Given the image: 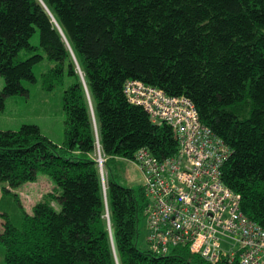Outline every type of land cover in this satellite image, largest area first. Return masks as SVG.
Segmentation results:
<instances>
[{
	"label": "trees",
	"instance_id": "16d2710c",
	"mask_svg": "<svg viewBox=\"0 0 264 264\" xmlns=\"http://www.w3.org/2000/svg\"><path fill=\"white\" fill-rule=\"evenodd\" d=\"M37 28L55 62L44 75L47 89L66 73L74 83L64 98L63 143L35 124L0 129L6 193L19 201L11 190L40 173L57 185L31 213L24 210L20 227L3 223V264H240L210 262L183 245L156 253L148 236L149 248L141 249L147 187L142 180L137 193L108 174L104 190L96 142L98 136L105 166L117 158L132 162L141 148L158 159L175 156L174 129L154 123L123 88L136 79L187 96L201 122L231 148L225 185L264 228V0H0L1 107L4 98L28 94L24 80L36 82L33 68L43 56L19 57L39 49L31 44Z\"/></svg>",
	"mask_w": 264,
	"mask_h": 264
},
{
	"label": "built area",
	"instance_id": "2783aa9c",
	"mask_svg": "<svg viewBox=\"0 0 264 264\" xmlns=\"http://www.w3.org/2000/svg\"><path fill=\"white\" fill-rule=\"evenodd\" d=\"M123 91L154 123L170 125L179 142L173 157L158 159L141 148L132 160L150 199V249L164 254L172 245H183L210 262L238 258L240 264H264V228L242 212L241 196L223 181L231 148L201 122L194 102L136 79H128Z\"/></svg>",
	"mask_w": 264,
	"mask_h": 264
},
{
	"label": "rangeland",
	"instance_id": "374dc122",
	"mask_svg": "<svg viewBox=\"0 0 264 264\" xmlns=\"http://www.w3.org/2000/svg\"><path fill=\"white\" fill-rule=\"evenodd\" d=\"M40 30L37 31L31 38V44L39 47L37 51L29 52L22 51L20 59H27L33 54L38 53L43 56V59L34 65L33 71L36 77V82L24 80L23 84L28 90V94L16 95L4 98V108L0 106V129L2 130H18L22 124H35L38 125L43 133L50 140L56 144H61L65 137V120L66 113L64 110V98L67 89L74 83V78L67 73L61 83L54 86L53 89H47L50 81L47 82V77L44 75L55 65L53 60H50L45 50L40 45ZM74 58V56H73ZM75 62V61H74ZM76 64V62H75ZM81 77L79 65L76 64ZM5 86V78L0 75V99L1 93ZM89 105L92 104L91 111L93 112V102L88 97ZM91 103V104H90ZM100 149L97 151V159L100 157ZM104 159L103 155L101 154ZM106 160L103 161L102 166L105 183L108 174L113 175L118 183L123 186L131 187L139 193L142 183V174L137 165L125 161L123 159H115L105 166ZM7 186L0 183V191L4 193L5 200L0 207V231L3 229V223L11 220L16 226L23 222L24 212H32L33 207L49 192L56 188L55 182L47 175L40 173L37 181L25 184L17 189L19 201L12 193H6L3 189ZM15 193V192H13ZM60 208V207H59ZM25 210V211H24ZM110 226V219L108 218ZM149 229L147 227L146 218L141 221L140 237L138 245L141 249H148L147 236ZM6 247L0 242V264L5 261Z\"/></svg>",
	"mask_w": 264,
	"mask_h": 264
},
{
	"label": "water",
	"instance_id": "95a60500",
	"mask_svg": "<svg viewBox=\"0 0 264 264\" xmlns=\"http://www.w3.org/2000/svg\"><path fill=\"white\" fill-rule=\"evenodd\" d=\"M72 54H73V56H74V53L72 52ZM74 60H75V62H76V64L78 65V62H77V59L75 58V56H74ZM82 80H83V77H82ZM84 82V81H83ZM85 84V83H84ZM91 104V103H90ZM91 106V108H92V104L90 105ZM99 168H100V165H99ZM100 174H101V177H102V180H103V189L105 190L106 189V187H105V182H104V175H103V170L100 168ZM105 193V196H106V192H104Z\"/></svg>",
	"mask_w": 264,
	"mask_h": 264
},
{
	"label": "crops",
	"instance_id": "0c3cea01",
	"mask_svg": "<svg viewBox=\"0 0 264 264\" xmlns=\"http://www.w3.org/2000/svg\"><path fill=\"white\" fill-rule=\"evenodd\" d=\"M5 107V106H4ZM4 107H2V108H4ZM143 180V179H142ZM1 183V182H0ZM8 187V186H7ZM3 189H4V187H3ZM18 190V189H17ZM12 192H15V193H17V194H19L18 193V191H16L15 189H12L11 190ZM4 200H5V195H4V193H2L1 191H0V207H2V203L4 202Z\"/></svg>",
	"mask_w": 264,
	"mask_h": 264
}]
</instances>
